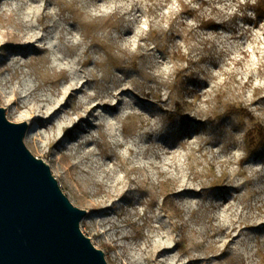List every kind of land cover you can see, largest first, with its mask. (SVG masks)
Returning a JSON list of instances; mask_svg holds the SVG:
<instances>
[{"label": "rangeland", "instance_id": "1", "mask_svg": "<svg viewBox=\"0 0 264 264\" xmlns=\"http://www.w3.org/2000/svg\"><path fill=\"white\" fill-rule=\"evenodd\" d=\"M257 2L0 0V92L34 88L23 101L38 108L82 87L54 121L83 139L50 154L25 143L87 210L81 227L109 264H264V145L246 139L264 123ZM233 106L255 119L221 115ZM166 178L181 192L165 208Z\"/></svg>", "mask_w": 264, "mask_h": 264}, {"label": "water", "instance_id": "2", "mask_svg": "<svg viewBox=\"0 0 264 264\" xmlns=\"http://www.w3.org/2000/svg\"><path fill=\"white\" fill-rule=\"evenodd\" d=\"M28 128L0 106V264H109L82 230L87 210L27 147Z\"/></svg>", "mask_w": 264, "mask_h": 264}, {"label": "bare ground", "instance_id": "3", "mask_svg": "<svg viewBox=\"0 0 264 264\" xmlns=\"http://www.w3.org/2000/svg\"><path fill=\"white\" fill-rule=\"evenodd\" d=\"M79 86H77L75 82L70 81L68 86L58 90V92L56 93L58 97L57 99L52 100L49 98H42L41 99L42 103L39 105L38 108H34L30 106L28 102L23 101L24 98H26L27 96H29V94H31L34 88H29L27 90L14 89L12 95L8 97L0 92V97L5 98L10 105L15 106V113H17V116L14 122L26 121L28 123L29 128L25 136V141L37 146L38 149L44 151V154H50L52 147L61 144L66 139L74 138L73 141H78L83 139L81 133L80 134L75 133L78 130L75 121H72L73 125L75 126L71 128H68L69 125L66 122H62L63 124H61V123H56L54 121L55 116L58 115V113H60L61 110H63V108L65 107L66 98L68 96L75 95L76 92L81 90L82 87ZM99 105L100 104L92 105L90 103H84V102L80 103V107L86 112V114L93 113L95 111V108L98 107ZM105 105L106 104H104V106ZM248 111L252 112L249 109ZM80 117H81L80 121L81 120L84 121L86 119L85 116L83 115H81ZM33 120L42 123V126H44L46 130L47 129L49 130L48 123H50L52 134L45 135L42 132H38L37 130L35 131V128L32 125ZM59 128L62 129V133L59 132ZM64 131H66L67 133ZM81 132H85V130H81ZM40 141L44 143L39 144ZM47 145L50 147L49 149H46ZM45 162L50 165L49 159H46ZM177 182L178 181L176 180H174L173 182L172 194L174 196L175 194L181 192L180 188H178Z\"/></svg>", "mask_w": 264, "mask_h": 264}, {"label": "trees", "instance_id": "4", "mask_svg": "<svg viewBox=\"0 0 264 264\" xmlns=\"http://www.w3.org/2000/svg\"><path fill=\"white\" fill-rule=\"evenodd\" d=\"M255 9H256V13L259 16L264 17V0H258V2L255 4ZM175 104L180 110L179 113H184V111H186L185 106L186 104H189V102L183 99V101L177 100ZM240 112H243L246 116H248L251 119H255L256 117L254 113L248 111L246 107L242 108V107H234V106L227 108L225 111L221 113V115L230 116L233 113H240ZM246 139L251 143H255V141L258 139L260 145H264V123H262L261 121H257L254 127L247 131ZM224 176H225L224 174L220 177L216 176L215 177L216 179H214L213 182H211V185L215 186L216 184L220 183V180L224 179ZM163 186L165 189L164 199H165V208H166L168 205H173V203L174 204L176 203L173 198L174 195L172 194L173 193L172 192V188H173L172 178H166L165 182H163Z\"/></svg>", "mask_w": 264, "mask_h": 264}, {"label": "built area", "instance_id": "5", "mask_svg": "<svg viewBox=\"0 0 264 264\" xmlns=\"http://www.w3.org/2000/svg\"><path fill=\"white\" fill-rule=\"evenodd\" d=\"M83 230V229H82Z\"/></svg>", "mask_w": 264, "mask_h": 264}]
</instances>
